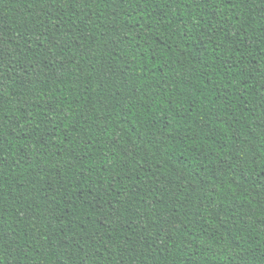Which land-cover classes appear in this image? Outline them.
Returning a JSON list of instances; mask_svg holds the SVG:
<instances>
[{
    "label": "trees",
    "instance_id": "trees-1",
    "mask_svg": "<svg viewBox=\"0 0 264 264\" xmlns=\"http://www.w3.org/2000/svg\"><path fill=\"white\" fill-rule=\"evenodd\" d=\"M0 264H264V0H0Z\"/></svg>",
    "mask_w": 264,
    "mask_h": 264
}]
</instances>
